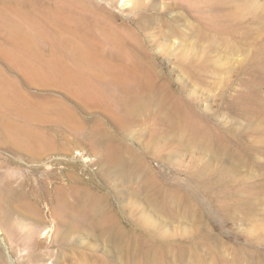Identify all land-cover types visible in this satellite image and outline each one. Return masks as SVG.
<instances>
[{"label":"rangeland","instance_id":"rangeland-1","mask_svg":"<svg viewBox=\"0 0 264 264\" xmlns=\"http://www.w3.org/2000/svg\"><path fill=\"white\" fill-rule=\"evenodd\" d=\"M136 1L0 0V12L51 30L83 16L107 20L106 10L125 18ZM143 1L153 14L141 20L148 28L139 38L159 76L138 122H122L117 129L98 107L75 109L87 132L96 129L95 119L107 128L125 173L108 172L90 141L66 129L79 145L69 155L77 160L78 177L70 178L66 166L57 164L64 185H73L74 196L93 197L92 204L109 220L86 223L85 207L77 203L58 224L42 201L35 206L45 223H37L29 183H36L43 169L30 174L26 162H3L0 183L10 182L15 194L4 207L16 210L10 224L17 233L11 236L0 211V264H264V0H204L199 22L184 8L170 5L174 0ZM214 14L224 18L222 34L208 25ZM163 20L168 26L160 24ZM231 27L240 34L248 31L247 39L232 38ZM167 29L182 35L174 36L180 43L160 48ZM198 30L205 33L200 40L194 37ZM4 32L0 29V75L17 81L27 93L73 106L59 89L28 84L9 65L14 61L7 51L15 47ZM232 46L236 49L231 53ZM41 52L45 59L50 55L48 48ZM177 99L186 108L188 103L191 118L181 121L173 113ZM193 122L196 132L186 127ZM7 155L12 154L0 150V162ZM14 169L15 179L10 180L6 174ZM17 208L28 214L23 217ZM67 224L72 230L62 236ZM34 226L32 241H20L19 235ZM35 239L42 243L35 245Z\"/></svg>","mask_w":264,"mask_h":264},{"label":"bare ground","instance_id":"bare-ground-1","mask_svg":"<svg viewBox=\"0 0 264 264\" xmlns=\"http://www.w3.org/2000/svg\"><path fill=\"white\" fill-rule=\"evenodd\" d=\"M115 1L110 0L112 4ZM203 3L204 0H174L170 5L175 4L184 8L194 14L199 22L204 9ZM148 5L143 0H137L129 9L130 15L125 18L106 10L107 20L102 21L104 18L96 16L91 18L83 16L76 21L59 22L60 25L51 30L38 27L26 17L16 20L13 15L0 12V29L8 33L9 41L15 47L14 52L7 51L8 58L14 61L9 65L14 64L13 66L23 73L28 84L57 88L74 103L73 107L60 99L48 100L39 93H27L17 81L0 75V150H7L12 154L0 162V167H3L1 164L3 162L10 166L11 164L21 166L22 162H26L29 164L26 167H30V174L43 169L36 176V183H29L33 189L31 209L34 210L36 217L34 220L37 223H45L41 221L44 217L35 206L42 201L47 204L50 219L58 224L61 222L60 216H68L77 203L80 209L85 207L86 223L92 224L96 221L100 225L103 221L109 220L104 212H99L96 205L92 204L93 197L81 195L78 200L74 196L73 185L71 183L64 185L57 164L62 162L66 166L67 176L70 178L78 177L77 160L69 155L74 153V147L79 145L66 135L68 132L72 135L74 133L83 135L90 141L93 151L102 154L100 156L103 157V161L100 164L108 172L113 174L115 170L118 174L125 173V163L116 148L115 139L108 134L107 128L101 125L99 119H95L96 129L87 132L75 109L76 107L82 109L83 105L87 108L88 105L98 107L106 114L107 120L115 123L117 129L122 122L126 126L138 122L141 112L154 92L153 80L159 76L154 70V61L148 52L143 50L139 38V34L148 28L147 25H140L141 20L153 14L149 12ZM210 19L209 27L214 29L215 34H222L220 32L226 25L223 23L224 18L214 14ZM153 21L154 19H150L149 23ZM160 24L168 26L164 20ZM135 25L139 27L133 29L132 26ZM247 32L245 30L240 34L236 28H230L234 39L243 36L240 39L246 40ZM204 35L205 33L202 34L198 30L194 37L200 40L201 37H205ZM174 36L182 35L170 29L163 32L160 48H173L176 44L179 45L180 38ZM171 37H174L173 41L168 42ZM42 47L50 51L46 59L39 53ZM235 49L236 47L232 46L231 53ZM186 105L188 108L182 100L177 99L176 105L173 106V113L179 116L181 121L185 117L191 118L192 109L188 103ZM186 127L196 132L194 122L191 128ZM14 171L17 170L14 169L12 174H6L10 180L15 179ZM74 181L76 180L73 179ZM9 183L7 181L4 185L0 183V211L3 213L1 222L6 228L11 226L10 234L14 236L17 228L10 224V217L15 213L13 212L15 209L4 207L6 201L10 202L15 198ZM18 183L21 187L25 185L21 181ZM69 197H72V200ZM17 210L23 217L28 214L26 210L21 211L18 208ZM98 215L103 218L97 220ZM69 220L72 218L69 217ZM66 226L69 227L62 236L68 235L69 230H72L71 224ZM36 232L37 227L29 228L25 235H19V239L23 243L30 242ZM55 235L59 236L58 231H55ZM38 242L35 239V245L42 243ZM30 258L32 261L35 260L33 254Z\"/></svg>","mask_w":264,"mask_h":264}]
</instances>
